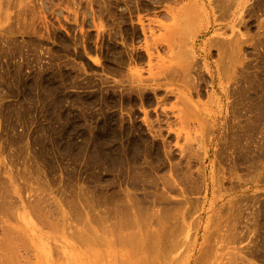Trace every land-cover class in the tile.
<instances>
[{
  "label": "rangeland",
  "instance_id": "obj_1",
  "mask_svg": "<svg viewBox=\"0 0 264 264\" xmlns=\"http://www.w3.org/2000/svg\"><path fill=\"white\" fill-rule=\"evenodd\" d=\"M203 66L213 75L216 66L230 67L211 84ZM184 69L189 104L178 87L164 86L175 95L161 108L180 117L198 104L215 117L207 177L212 167L226 191L241 192L256 178L240 204V255L264 264L257 179L264 170V0H0V258L127 264L142 257L143 232L125 223L131 196L161 193L154 184L175 179L180 151L194 154L187 155L189 198L202 189L195 119L172 122L162 137L154 123L161 80L181 78ZM112 131L121 148L116 163L106 142ZM127 150L135 157L128 163Z\"/></svg>",
  "mask_w": 264,
  "mask_h": 264
},
{
  "label": "bare ground",
  "instance_id": "obj_2",
  "mask_svg": "<svg viewBox=\"0 0 264 264\" xmlns=\"http://www.w3.org/2000/svg\"><path fill=\"white\" fill-rule=\"evenodd\" d=\"M234 18L236 19V16ZM235 46L236 40H234V47ZM229 59L230 64L235 62V59L231 55ZM203 67L205 75L212 84L214 80L219 82L221 76L226 73V69L230 66H216L215 75L208 71V66ZM172 77L173 76H169V78L164 77L165 79L161 81L165 82L161 85H163V88L164 86H176L181 89H176L178 92L176 95L183 100L181 102L186 101V103L189 104V90L193 87L188 79L189 73L184 69L181 71V78L175 77L180 80L173 79ZM159 89L161 88L157 89L160 92ZM163 92V98L160 100L155 99V102H157L156 105L155 102L153 105L156 106L155 108L153 107V113H155L154 123L157 129V136L162 137V129L169 130V127L173 125L172 122L174 121L176 123H181L182 120L181 125H186V120L189 121L191 117L195 119L196 127L194 131L198 134L199 149L202 150V157L199 160L202 191L200 190L198 192L199 198H196L197 200L189 198L185 187H189L191 181V172L188 165L190 159H188V156L191 157L194 154H185L184 151H180L178 163H175L177 166L176 170L179 169V172H177L180 175L177 174L178 177L175 176V179L170 177L158 178L157 182L154 184V187L160 189L161 193L152 198L131 196V201L127 208L128 212L131 211L133 216L131 218L127 216V222L125 223L127 226H136L139 231L143 232L145 243L141 241L143 244L141 242L137 244L142 248H144L145 245L146 258L144 257L145 255L143 256L141 248L140 257H142L136 259L135 262H127V264H250L240 255V245L244 240L245 234L241 227V218L243 215H241L240 204L243 201L244 194L249 193L252 189L251 184H253L254 181L256 183V178L254 181L251 178L250 186L248 185L249 188L245 192H241L238 189L236 191L233 189L229 191L230 189H228L227 192L226 189L223 188V178L220 171L215 170L214 172V169L211 167L207 177L205 160L208 154L207 150L209 151L214 135L217 133L215 117L204 112L205 110L199 109L198 104L192 107L194 112L192 113L190 111L188 115L184 114L186 110L181 111L182 114L180 113V117L174 116V113L168 114L161 107L165 104L164 102L166 99L171 94L175 95V93H173V88L172 90L164 88ZM156 95H153V98L158 96ZM150 99L151 97H146L144 100L142 99L143 105L151 106ZM188 108H190V106ZM143 115L145 119L148 116L146 112H144ZM116 140L114 131H112L110 136L106 139L107 145L109 144L114 151L113 163L119 162L118 154L121 151ZM161 142L163 145L165 144L163 141ZM170 155L171 151L168 149L167 156ZM133 158H135L133 153L129 151L126 155L125 162L133 161ZM182 164L183 166L181 169L178 168ZM175 165H173L174 167L170 166V170L175 171ZM257 179L259 183L264 185V170L261 176H257ZM188 191L190 192L192 190L189 189ZM172 192H174V194ZM166 193H172L175 199L173 197V199L167 198ZM254 199L255 197L253 198V196L249 195V200ZM219 203L221 204L218 205ZM252 203L253 201L247 204V209L251 212L250 217L253 215L250 208ZM247 211H244L245 217ZM195 214L196 217L191 221L192 216ZM204 214L207 216H205V219L203 217ZM250 223L252 224V220ZM151 227L155 229L151 231L148 230ZM246 228L248 227L246 226ZM247 230L250 231V228ZM190 232L191 234H189ZM199 241L200 243H198ZM12 261L15 260L12 259ZM12 261L10 257L8 259L7 257L0 258V264H10ZM15 262L13 263L16 264Z\"/></svg>",
  "mask_w": 264,
  "mask_h": 264
}]
</instances>
